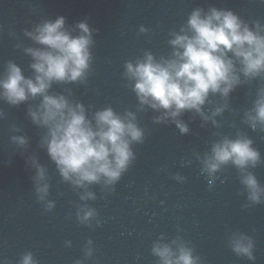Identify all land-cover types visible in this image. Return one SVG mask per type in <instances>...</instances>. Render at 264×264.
Wrapping results in <instances>:
<instances>
[{"label":"water","instance_id":"1","mask_svg":"<svg viewBox=\"0 0 264 264\" xmlns=\"http://www.w3.org/2000/svg\"><path fill=\"white\" fill-rule=\"evenodd\" d=\"M212 7L235 12L253 28L256 21L264 26V0H0V77L9 61L34 77V61L25 49L40 45L25 32L43 20L64 16L73 34L79 22L87 21L95 44L86 81L53 84L50 92L83 103L89 119L107 107L120 115L130 111L145 133L142 143H133L136 159L117 184L85 189L65 181L41 147L46 129L28 115L41 98L18 106L0 100V261L18 264L24 252L32 251L40 264H160L152 253L154 243L161 237L168 243L182 237L200 264H264V202L248 199L241 174L231 164L214 176L203 170L214 143L243 133L261 154L248 171L264 187V130H253L245 122L264 78L238 86L227 100L211 95L204 105L206 115L227 104L215 123L195 111L184 112L178 119L189 131L182 134L171 118L157 122L163 110L141 106L135 82L125 76V64L146 52L157 60L171 58L172 33L186 26L196 8L207 13ZM14 135L27 136L28 146L14 144ZM33 156L47 169L48 200L55 203L51 211L36 199ZM89 191L95 199L82 200ZM84 205L97 212L88 224L77 218ZM237 232L255 241V261L231 250L229 237ZM88 240L93 241L91 257L85 255Z\"/></svg>","mask_w":264,"mask_h":264},{"label":"clouds","instance_id":"2","mask_svg":"<svg viewBox=\"0 0 264 264\" xmlns=\"http://www.w3.org/2000/svg\"><path fill=\"white\" fill-rule=\"evenodd\" d=\"M66 27V18L43 20L25 35L40 47L25 51L32 57L34 77L26 76L23 69L9 61L0 77V100L18 106L30 98H41L28 115L32 122L46 129L41 147L46 148L59 174L73 185L87 188L92 184L113 186L136 159L133 143H142L144 130L136 122L132 112L120 115L112 107L96 111L89 119L83 103H73L65 95L50 92L53 84L86 81L92 68L94 29L87 21ZM142 32L147 29H140ZM169 41L174 49L171 58L157 60L151 52L142 59L125 64V76L134 81L135 92L141 106L163 110L157 122L169 118L182 134L188 126L178 119L186 111H195L205 121L213 120L224 111L217 107L208 116L204 105L211 95L219 94L227 100L240 85L256 78H264V26L259 21L251 27L238 14L227 9L212 7L205 13L196 8L187 17L186 26L173 32ZM244 77V80L241 79ZM4 113L0 110V117ZM245 122L253 129L264 130V87L257 91L254 107L245 114ZM19 132L20 129L16 128ZM14 144L26 148L29 139L24 135L11 137ZM261 161L260 152L253 147V140L243 133L235 139L224 137L214 143L211 153L204 160L203 170L214 176L222 166L231 164L241 174V183L248 192V199L255 204L264 202V187L255 174L248 171ZM35 169L32 181L36 199L46 203L51 211L55 203L48 200L50 184L47 169L35 156L30 160ZM180 179V177H177ZM95 199L92 192L82 195V200ZM97 216L96 209L87 205L77 211L81 223L88 224ZM70 243V242H69ZM93 241L88 240L86 257L93 255ZM229 245L236 256L255 261V241L242 232L229 237ZM152 253L160 264H200L195 250L182 237L164 242L163 237L152 247ZM0 264H8L7 258ZM18 264H40L32 251L24 252ZM77 264H83L77 261Z\"/></svg>","mask_w":264,"mask_h":264}]
</instances>
